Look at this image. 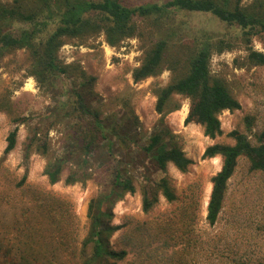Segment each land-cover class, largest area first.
Here are the masks:
<instances>
[{"label": "rangeland", "instance_id": "rangeland-1", "mask_svg": "<svg viewBox=\"0 0 264 264\" xmlns=\"http://www.w3.org/2000/svg\"><path fill=\"white\" fill-rule=\"evenodd\" d=\"M120 1L136 6L168 0ZM0 3L39 12L37 0ZM260 4V0L241 2L246 11ZM46 16L39 13L38 21L0 18V30L20 35L37 26L45 40L59 23L45 20ZM134 22L135 34L116 44L108 42L104 30L65 37L58 57L71 70L55 78L52 86L32 74V56L26 48L0 54V264H90L92 248L82 250L90 228L89 203L109 193L117 170L133 180L136 190L107 203L113 224L120 226L109 246L127 253L120 260L110 258L113 264H264L262 172L251 169L247 156L239 158L218 220L211 225L207 206L222 157H202L211 144L235 143L233 131L244 133L254 145L264 140V65L247 60L250 49L264 53V32L253 28L245 34L249 29L223 22L212 13L174 8L165 14L137 16ZM165 37L171 42L165 67L158 75L136 82L133 70L147 49ZM207 37L232 46L212 54L211 72L229 85L241 103L239 109L221 112L223 134L215 139L204 134L202 125L185 123L189 97H175L181 102L177 110L163 114L156 110V90L170 81L173 57L183 64L195 42ZM80 72L95 81L84 85ZM77 89L86 91L90 114L73 108ZM96 111L103 129L95 125ZM17 116L20 124H15ZM15 127L16 146L5 153L7 137ZM160 127L170 132L165 134L168 146L179 144L194 160L187 171L173 163L163 170L146 151ZM35 131L37 137H44L40 146L48 144L47 154L45 146L30 147ZM59 158L64 159L65 170L52 184L44 171L50 160ZM74 171L78 180L68 183ZM165 176L177 195L172 202L158 188ZM144 190L151 198L158 194L149 211L143 209Z\"/></svg>", "mask_w": 264, "mask_h": 264}, {"label": "trees", "instance_id": "trees-1", "mask_svg": "<svg viewBox=\"0 0 264 264\" xmlns=\"http://www.w3.org/2000/svg\"><path fill=\"white\" fill-rule=\"evenodd\" d=\"M38 13H28L22 5L7 7L0 3V18L38 21L39 13H46L47 19H58L57 27L49 32L45 40L40 34L43 30L35 26L24 30L20 35L0 30V54L6 49L26 48L32 56V74L45 85H54V80L60 74H68L71 67L64 65L58 57V48L63 44L65 37H78L104 30L108 42L116 44L123 38L133 36L136 32L135 18L137 16H149L165 14L171 8L190 12H208L229 24H238L242 29L250 33L253 28L264 32V0L261 4L253 5L252 11H246L242 0H168L164 4L146 3L136 6L124 4L120 0H37ZM103 17V19H102ZM100 19V21H98ZM103 22L105 26L100 25ZM43 24L44 23H36ZM170 39L161 38L155 42L143 58L141 64L133 70L134 80L141 81L151 76L158 75L165 67V57L170 48ZM232 46L224 41H214L211 37L197 40L185 58L183 64L178 57H173L169 70L172 71L170 81L157 88L156 110L160 114L177 110L181 102L175 98L177 95L191 99L190 110L185 123L196 122L202 125L204 134L212 139L223 134L220 114L224 110H235L241 107V103L234 95L226 82L216 77L211 72V57L217 51L231 49ZM248 54L247 60L255 64L264 65V53L254 49ZM80 79L84 85L92 84L95 78L80 72ZM83 83V82H82ZM74 94L77 98L73 108L77 111L90 114L91 110L86 104L85 93L77 89ZM95 125L98 129L105 126L95 112ZM15 124L21 123L20 116L15 119ZM168 129L160 127L150 137L146 151L152 153L153 158L165 170L168 163H173L180 171L185 172L194 163L179 144H168L165 141ZM18 128L15 127L7 137L5 153H10L16 146ZM35 131L30 139V147L45 146L43 153H48V144H42L43 138L37 137ZM235 143L227 144L217 142L206 147L202 157H222V167L212 178V191L207 206V220L214 225L223 206L224 197L228 188V181L235 172L238 160L242 155L248 157L252 170H260L264 177V140L254 145L247 139L244 133L233 131L230 134ZM264 138V133L262 138ZM90 144L91 142L88 141ZM65 170L64 159L50 160L45 168V174L50 183L54 184L61 179ZM78 180L74 171L67 177L68 183ZM23 183V182H22ZM158 188L165 198L172 202L177 198L176 192L166 176L161 178ZM136 187L133 180L123 177L120 170L114 176L111 190L105 196L92 198L88 207L90 228L88 237L82 242V250L92 248V256L87 263L113 264L110 258L123 259L127 253L125 250H114L109 246L111 236L120 226L113 224L114 214L107 207V203L124 196L125 193H134ZM158 202V194L150 197V191L144 190L143 209L149 211ZM115 264V263H114Z\"/></svg>", "mask_w": 264, "mask_h": 264}, {"label": "bare ground", "instance_id": "bare-ground-1", "mask_svg": "<svg viewBox=\"0 0 264 264\" xmlns=\"http://www.w3.org/2000/svg\"><path fill=\"white\" fill-rule=\"evenodd\" d=\"M218 156L214 157L215 160H217Z\"/></svg>", "mask_w": 264, "mask_h": 264}]
</instances>
